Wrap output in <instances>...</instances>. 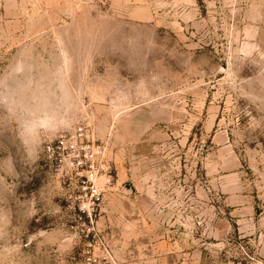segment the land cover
I'll list each match as a JSON object with an SVG mask.
<instances>
[{
  "label": "rangeland",
  "instance_id": "rangeland-1",
  "mask_svg": "<svg viewBox=\"0 0 264 264\" xmlns=\"http://www.w3.org/2000/svg\"><path fill=\"white\" fill-rule=\"evenodd\" d=\"M0 264H264V0H0Z\"/></svg>",
  "mask_w": 264,
  "mask_h": 264
}]
</instances>
